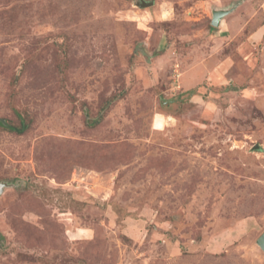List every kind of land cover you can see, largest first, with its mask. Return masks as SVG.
Segmentation results:
<instances>
[{
  "label": "rangeland",
  "instance_id": "1",
  "mask_svg": "<svg viewBox=\"0 0 264 264\" xmlns=\"http://www.w3.org/2000/svg\"><path fill=\"white\" fill-rule=\"evenodd\" d=\"M143 1L0 0V264H264V0Z\"/></svg>",
  "mask_w": 264,
  "mask_h": 264
},
{
  "label": "water",
  "instance_id": "2",
  "mask_svg": "<svg viewBox=\"0 0 264 264\" xmlns=\"http://www.w3.org/2000/svg\"><path fill=\"white\" fill-rule=\"evenodd\" d=\"M151 3L152 2H144L143 0H141V4L140 5L141 6H147V5L151 4ZM233 9H234V7H231V8H215L212 11V22H211L212 25L213 26H219L222 18L225 15H227L228 13H230ZM6 185L7 184L5 182H0V194L3 192L4 187ZM256 243L264 251V231L257 238Z\"/></svg>",
  "mask_w": 264,
  "mask_h": 264
},
{
  "label": "trees",
  "instance_id": "3",
  "mask_svg": "<svg viewBox=\"0 0 264 264\" xmlns=\"http://www.w3.org/2000/svg\"><path fill=\"white\" fill-rule=\"evenodd\" d=\"M0 124L3 125L5 128L9 129V130H16V131H22L24 129V125H21L19 127L14 126L12 124L9 123H3L0 121Z\"/></svg>",
  "mask_w": 264,
  "mask_h": 264
},
{
  "label": "bare ground",
  "instance_id": "4",
  "mask_svg": "<svg viewBox=\"0 0 264 264\" xmlns=\"http://www.w3.org/2000/svg\"><path fill=\"white\" fill-rule=\"evenodd\" d=\"M222 23H223V22H222V20H221L220 25H222Z\"/></svg>",
  "mask_w": 264,
  "mask_h": 264
}]
</instances>
